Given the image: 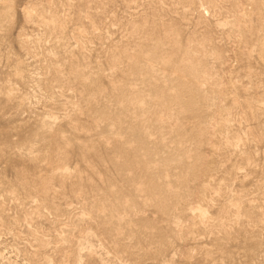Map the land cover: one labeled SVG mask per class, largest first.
<instances>
[{
    "label": "rangeland",
    "instance_id": "rangeland-1",
    "mask_svg": "<svg viewBox=\"0 0 264 264\" xmlns=\"http://www.w3.org/2000/svg\"><path fill=\"white\" fill-rule=\"evenodd\" d=\"M0 264H264V0H0Z\"/></svg>",
    "mask_w": 264,
    "mask_h": 264
},
{
    "label": "bare ground",
    "instance_id": "bare-ground-1",
    "mask_svg": "<svg viewBox=\"0 0 264 264\" xmlns=\"http://www.w3.org/2000/svg\"><path fill=\"white\" fill-rule=\"evenodd\" d=\"M133 106H135V103L133 104Z\"/></svg>",
    "mask_w": 264,
    "mask_h": 264
}]
</instances>
